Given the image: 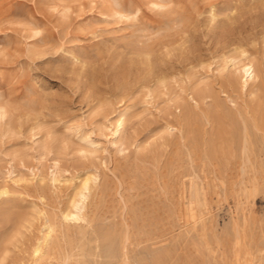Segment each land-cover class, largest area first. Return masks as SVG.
<instances>
[{"label": "rangeland", "instance_id": "rangeland-1", "mask_svg": "<svg viewBox=\"0 0 264 264\" xmlns=\"http://www.w3.org/2000/svg\"><path fill=\"white\" fill-rule=\"evenodd\" d=\"M148 52L165 88L138 81ZM232 57L254 65L244 86L226 81ZM198 82L207 110L264 121V0H0V264H27L41 225L23 219L58 221L90 175L91 222L66 231L82 264H121L125 240L131 264H264V137L251 131L244 174L226 120L196 147L175 101Z\"/></svg>", "mask_w": 264, "mask_h": 264}, {"label": "bare ground", "instance_id": "bare-ground-1", "mask_svg": "<svg viewBox=\"0 0 264 264\" xmlns=\"http://www.w3.org/2000/svg\"><path fill=\"white\" fill-rule=\"evenodd\" d=\"M174 49L175 47H173L171 50H167L165 52V56H169L171 54V51H173ZM230 61L232 62V65H234L235 67L234 70L230 73V76L227 77L226 79L228 84H231L232 81L236 80L237 78L240 79L243 78L241 84L242 86H244L248 82V80L254 77V65L251 61L242 62L239 59L237 60L236 57L230 58ZM141 64H143L144 67L142 72L138 76V81L140 80L143 83L142 85H144V87L149 86L148 84L150 83L163 88L166 87L167 75L165 73L167 69H163L161 67L163 64H165L163 59L162 61L155 60L152 58V55L148 52L144 54ZM148 91H150V88ZM183 92H185L186 96L188 95V98L185 97L186 98L185 106L179 104L178 101H175L176 109H177L176 117L180 125L179 128L180 131L182 130V128H184V130H187L190 133L194 145L198 147L199 140L201 138L202 139L204 138V135L206 134L208 128L211 130L214 128L216 129L219 128V125L215 127L217 125L216 116L226 120L227 122L225 124L226 127H228V129H226L225 134L227 135V137L223 143H225L226 147L229 148L230 150L236 149L237 145H239L238 146L240 148L239 168L241 170V173L244 174L246 172L247 165L252 163L250 156H248V152L250 151L252 145L250 138L251 131L252 130L260 131L262 133V136L264 137V133L262 132L264 131V125H263L264 121L262 120V118L261 119L252 118L249 121V118L247 117V113H248L247 106L243 110L236 109L234 113L228 110L223 111V107L220 104H214L210 110L209 109L207 110L203 106L206 104V99L209 96V86L204 82H198L194 88H190L189 86H187L183 90ZM228 109L231 108L228 107ZM6 114H7V108L4 105H0V120L1 119L3 120ZM123 116H124L123 114H119L118 118L116 119L115 129L113 130L112 135L116 136V134H119L124 124ZM198 121L201 123L199 124ZM205 126H207L208 128ZM238 126L241 132L238 136H236L235 133L238 130ZM89 143L93 144L94 142H89ZM222 154L225 155L223 152ZM188 156L190 157V159H192L190 150L188 152ZM230 156L232 157L233 155L231 154ZM225 159L227 160V156L225 157ZM230 162L231 159H228L227 163ZM90 176H86L81 181V183L78 186V189L76 190L73 197L69 201L68 208L60 211L57 217L58 221L53 220V218L47 212H43V211L37 212L34 215H30L27 218L23 219V224H21V227L23 228H28L32 226V223L35 219L36 221L37 219H39L41 225L39 230L40 231L39 236L37 238L36 236L34 237L36 238V240L34 241L32 248L30 249L29 262L27 264H82V262L74 252V247L73 248H70L71 246L69 247V245H71V242L68 241V237H67L68 234L66 231L70 222H74V225H76L77 223L75 224V222L78 221H83L86 222L87 224L91 222L87 218L88 200L90 197V186H89V181L91 180ZM189 190H190L189 193L190 197L193 198L191 201L193 200L195 201L196 198H198L201 194L198 185L194 181V179L190 180ZM5 194H7L6 188H1L0 196ZM22 234L23 232L17 229L15 234H13L12 237L13 239L12 241L9 242V245L10 246L15 245L14 242L18 241V239L22 236ZM94 237H95L94 239L95 243L98 240H100V234L97 233L96 231H94ZM125 239L126 238H124V240ZM96 248H98V245L95 246V249ZM11 253L13 252L9 249V247L3 248L2 251L0 252V261H8L10 256H12ZM128 254L129 251L125 240L121 248V255L119 259V261H122L121 264H131L130 263L131 260Z\"/></svg>", "mask_w": 264, "mask_h": 264}]
</instances>
